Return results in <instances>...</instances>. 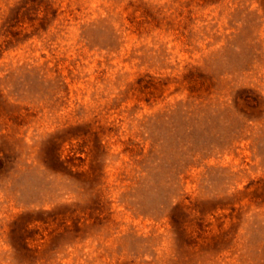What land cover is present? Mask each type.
Segmentation results:
<instances>
[{"label": "rangeland", "instance_id": "374dc122", "mask_svg": "<svg viewBox=\"0 0 264 264\" xmlns=\"http://www.w3.org/2000/svg\"><path fill=\"white\" fill-rule=\"evenodd\" d=\"M0 264H264V0H0Z\"/></svg>", "mask_w": 264, "mask_h": 264}]
</instances>
